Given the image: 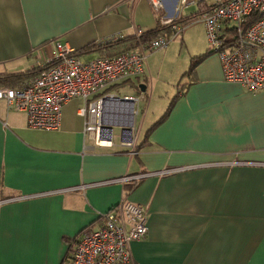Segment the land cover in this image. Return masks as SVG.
<instances>
[{"label": "crops", "instance_id": "obj_1", "mask_svg": "<svg viewBox=\"0 0 264 264\" xmlns=\"http://www.w3.org/2000/svg\"><path fill=\"white\" fill-rule=\"evenodd\" d=\"M163 3L171 16L175 0ZM157 15L148 0H0V75L42 65L54 40L80 59L98 57L104 48L94 45L152 29ZM204 53L186 55L157 84L147 60L142 74L121 80L142 100H165L144 126L138 101L134 115L127 103L112 120L132 124L134 154L120 145L121 130L113 146L94 145L68 106L81 98L61 106L54 130L28 126L25 112L0 100V264H74L81 231L99 227L121 198L147 208L129 264H264V91L226 81L218 56ZM116 84L105 92L116 94ZM141 173L130 190V180H116Z\"/></svg>", "mask_w": 264, "mask_h": 264}, {"label": "built area", "instance_id": "obj_2", "mask_svg": "<svg viewBox=\"0 0 264 264\" xmlns=\"http://www.w3.org/2000/svg\"><path fill=\"white\" fill-rule=\"evenodd\" d=\"M163 23H170L172 34L151 39L141 50L98 56L86 61L74 49L57 40L54 53L43 68L15 87L0 86V100L8 107L26 113L28 126L54 130L60 124L61 106L71 98L83 99L78 114L84 118V131L94 145L111 147L115 116L126 110L132 115L136 96H118L105 92L109 86L144 72L147 56L167 47L181 26L173 21L184 6H197L203 22L208 49L220 61L223 78L237 82L249 91H264V0H175L173 13H164L163 0H148ZM142 30H137L140 36ZM117 36L112 39H117ZM45 62V63H46ZM113 124V125H112ZM120 145L135 153V130L122 129ZM167 172V171H165ZM169 172V171H168ZM164 173V172H162ZM146 174H135L117 181L138 180ZM147 208L126 198L104 214L97 228H84L72 250L74 264H129L130 244L147 233Z\"/></svg>", "mask_w": 264, "mask_h": 264}, {"label": "rangeland", "instance_id": "obj_3", "mask_svg": "<svg viewBox=\"0 0 264 264\" xmlns=\"http://www.w3.org/2000/svg\"><path fill=\"white\" fill-rule=\"evenodd\" d=\"M196 11H197V6L195 5L184 6L179 9V12L183 14L195 13ZM207 48H208V44L205 37L204 25L203 22L197 17V19L191 21L190 23L185 24L183 27H181L178 33H175L173 35L167 47L162 49V52L164 53L163 55H161L160 52L155 51L153 52V58L151 57L150 60L149 58H147L151 73L147 72L146 74L149 78L151 76V81L153 80V83L156 82V84L159 83L160 79H164L166 77H169V79H171L173 77L172 76L173 74L171 75L170 72L176 71L173 70L174 67L175 69H178L179 67L183 69V67L186 65L184 62L180 60H183L184 57H186V55L189 54L194 55V53L196 54L197 52L206 50ZM179 52L181 56L178 57ZM91 57H94V55L93 54L85 55L82 56L81 59L83 61H86V59L89 60ZM149 78L147 79L148 82H149ZM122 83L123 81L117 82L116 85L118 86V89L115 91V93L117 95L119 94L120 96L131 93L136 95V97L139 99L136 105V108L138 110V114L136 115L137 122L140 121L145 110L146 111L144 116L145 122L143 123V126L144 124L146 125L149 117L153 112V109H155L157 106L158 109L162 107L165 100H156L158 96H153V97L151 96V100H142L140 98L141 92L139 89H136L135 84L121 85ZM175 83L176 82H174V84ZM158 88H160V85L158 86ZM157 91H161V90H157ZM157 91L153 90L152 92L153 95ZM82 104H83L82 100L77 99V100H71L68 106L71 109L75 110L77 107L82 106ZM119 132H120V128L114 126L113 127L114 135H118Z\"/></svg>", "mask_w": 264, "mask_h": 264}, {"label": "trees", "instance_id": "obj_4", "mask_svg": "<svg viewBox=\"0 0 264 264\" xmlns=\"http://www.w3.org/2000/svg\"><path fill=\"white\" fill-rule=\"evenodd\" d=\"M198 13L199 11L197 10L195 13H189L184 15L180 14L177 18L174 19L173 23L183 27L185 24L190 23L191 21L197 19ZM156 17H157L156 27L146 31H142V34L138 37L135 35L133 37L130 36L126 38L121 36L118 37L117 39L104 41L98 44L99 46L98 45H94V46L104 48V52L100 56L114 55V54L130 51L133 48H135L139 43L145 45L151 39L156 38L158 36L172 34L173 30L171 24L163 23L160 19V15H157ZM126 43L128 44L126 45ZM112 49L113 51H110ZM208 53H212V52L207 48L206 53L204 54H208ZM75 54L77 55L78 52H76ZM202 56L203 54L192 58V60L190 61V66L185 71L184 75H188L189 73H191L193 67L197 64V62L200 60ZM53 63L54 61H48L40 66H36L23 71L1 74L0 83H2L4 86H15L18 82L36 75L38 72H40V70L49 67ZM137 181L138 180H130L126 184L127 190L132 189L136 185Z\"/></svg>", "mask_w": 264, "mask_h": 264}, {"label": "water", "instance_id": "obj_5", "mask_svg": "<svg viewBox=\"0 0 264 264\" xmlns=\"http://www.w3.org/2000/svg\"><path fill=\"white\" fill-rule=\"evenodd\" d=\"M112 125H113V124H112ZM114 126H115V125H114ZM131 126H132V124H131V123H128V124L120 125V128L122 127V129L129 130Z\"/></svg>", "mask_w": 264, "mask_h": 264}]
</instances>
